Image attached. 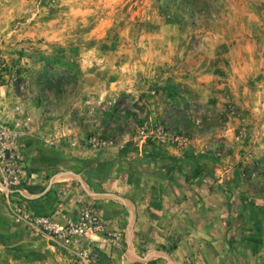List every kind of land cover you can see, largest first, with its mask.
<instances>
[{"label":"rangeland","instance_id":"rangeland-1","mask_svg":"<svg viewBox=\"0 0 264 264\" xmlns=\"http://www.w3.org/2000/svg\"><path fill=\"white\" fill-rule=\"evenodd\" d=\"M0 123L17 132L23 169L0 207L26 235L0 228V264H115L102 250L122 243L88 200L69 212V186L56 189L51 211L30 208L27 156L54 165L82 150L197 145L219 173L238 174L237 202L254 229L253 217H264V0H215L206 15L182 0H0ZM159 127L183 140L142 137ZM86 206L105 231L69 246L19 219L76 217Z\"/></svg>","mask_w":264,"mask_h":264},{"label":"crops","instance_id":"crops-1","mask_svg":"<svg viewBox=\"0 0 264 264\" xmlns=\"http://www.w3.org/2000/svg\"><path fill=\"white\" fill-rule=\"evenodd\" d=\"M55 161L25 158L22 198L46 213L57 202L56 189L65 185L70 213L83 199L94 204L111 227L123 231L120 245L102 250L112 263L264 264L263 215L253 217L254 229L249 228L244 204L237 202L238 174L219 173L221 162L200 146L161 147L148 154L82 150ZM0 228L26 237L4 207Z\"/></svg>","mask_w":264,"mask_h":264},{"label":"built area","instance_id":"built-area-1","mask_svg":"<svg viewBox=\"0 0 264 264\" xmlns=\"http://www.w3.org/2000/svg\"><path fill=\"white\" fill-rule=\"evenodd\" d=\"M144 139L162 141H182L178 136L168 134L162 128L153 131L144 129L142 131ZM17 132L9 126L0 123V193L5 198L9 197L11 188L20 184L23 176V169L19 163V154L16 153ZM19 219L24 220L30 233L46 236L59 245L69 246L78 244L83 239L91 235L104 232L106 224L102 217L92 207H83L76 217L62 215L61 219H54L48 216H32L22 213ZM111 235V234H110ZM103 236L102 240H116L118 232H112V236Z\"/></svg>","mask_w":264,"mask_h":264},{"label":"trees","instance_id":"trees-1","mask_svg":"<svg viewBox=\"0 0 264 264\" xmlns=\"http://www.w3.org/2000/svg\"><path fill=\"white\" fill-rule=\"evenodd\" d=\"M186 5L190 6L200 15L208 14L212 8L215 0H182Z\"/></svg>","mask_w":264,"mask_h":264}]
</instances>
